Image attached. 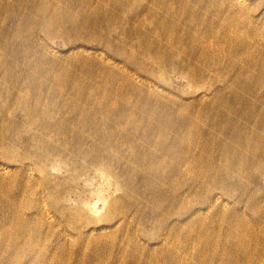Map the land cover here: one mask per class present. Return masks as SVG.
<instances>
[{
    "label": "rangeland",
    "instance_id": "rangeland-1",
    "mask_svg": "<svg viewBox=\"0 0 264 264\" xmlns=\"http://www.w3.org/2000/svg\"><path fill=\"white\" fill-rule=\"evenodd\" d=\"M0 264H264V0H0Z\"/></svg>",
    "mask_w": 264,
    "mask_h": 264
},
{
    "label": "bare ground",
    "instance_id": "bare-ground-1",
    "mask_svg": "<svg viewBox=\"0 0 264 264\" xmlns=\"http://www.w3.org/2000/svg\"><path fill=\"white\" fill-rule=\"evenodd\" d=\"M45 4H46V6H47V5H48V2L45 1ZM46 6H42V8H41L39 11H37V12H39V13L41 14V16H43L44 19L49 20V21H50V20H53L52 17L49 18V16H50V15H48V13H49L48 9H49V8H48V6H47V8H46ZM215 33H218L217 30H215ZM215 33H212L211 36H212L213 34H215ZM233 36H234V35H233ZM233 36H230V37H233ZM212 49H213V48L211 47L209 50L212 51ZM156 58H160L164 63L166 62L165 59L162 58V54H159V53H158V57H156ZM86 93H88V92H86ZM110 94H111V93H106L105 95H103V98H104V99H108V97H109ZM86 98H89V99H90L89 96L86 97ZM91 101H92V100H91ZM94 103H95V102H94ZM194 122H195V119H194V120H191V121L188 122L186 125L191 124V123H194ZM195 124H196V122H195ZM165 126H166V125L161 124V126L159 127V128H160L159 130H160V132H161V135H163L164 132H165V129H163V128H165ZM136 127H138V128L140 127V128H141V127H142V124H140V125L137 124ZM178 130H179V131L182 130L181 127H180V129L178 128ZM195 136H196V135H195ZM161 137H163V136H161ZM189 139H190V138H189ZM196 140H197V139H196ZM196 140L194 141L193 146H197L198 143L195 145ZM198 142H199V141H198ZM186 143H187V142L184 141V147H185V149H189V146H190V149H191V147H193V146H191V145H189L188 147H186ZM187 145H188V144H187ZM196 148H199V147H196ZM260 149H263V147H261ZM202 151H203V150H202ZM202 151H201V152H202ZM202 154H203V152H202Z\"/></svg>",
    "mask_w": 264,
    "mask_h": 264
}]
</instances>
